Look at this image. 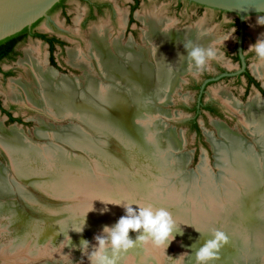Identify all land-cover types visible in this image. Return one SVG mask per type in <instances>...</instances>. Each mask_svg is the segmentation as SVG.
<instances>
[{"label":"rangeland","instance_id":"1","mask_svg":"<svg viewBox=\"0 0 264 264\" xmlns=\"http://www.w3.org/2000/svg\"><path fill=\"white\" fill-rule=\"evenodd\" d=\"M161 29L162 28L159 27L148 26L135 32V39L131 34L115 41V43L119 42L120 46L124 48L127 46H133L136 51L143 53L145 60H147L149 63H153L151 62L153 61L151 54L155 44L154 39L156 42L157 37L152 36L151 34H153V32H157L159 34ZM170 31L172 34L177 36H182L184 33H186V31L182 30L171 29ZM206 35H208L206 36L208 40H206V43H209V45H212L218 49L219 58L209 60L203 67L198 68L194 65L193 68L187 70L186 72L185 70H178L179 74L177 75L176 82L182 83V85H178L175 82V86L173 87L171 93L169 92L168 87L166 88L167 91H165V94L166 92L167 94L169 93V97H172L173 99L168 103H164L163 101L157 103L156 107H159L160 110L163 109V111L155 110V107L152 103L151 104L153 107L149 104H145V102L147 103L149 100L147 98L149 92H146L145 96L142 95L141 103L144 107H141V116L139 119H136L135 123L136 125L141 126V128H147L148 133L145 131V135L149 139L155 138L158 140L156 143L157 147H155L154 151L153 148L152 150L147 148L140 150V152H144L138 154L142 159L135 158L137 154L133 153V151H135L134 148L130 146L128 147L126 144H124L125 142L120 141L123 139V137L129 138V136H120L114 133L119 139L118 140L105 131L98 132L97 135H94L96 141L92 143V151H87L83 148V146L80 145H75L72 147V145H69V143L62 144V142L57 139L53 142L51 139L52 137H50L51 140L40 137L38 131L41 127L51 130L52 132L56 131L58 136V134L65 133V130L75 125H79V119L70 114L63 116L60 119L55 116H51V118L35 111L27 110L25 108V102L22 99H17L14 96L15 92H17L16 87H12L0 93L5 105L10 102H15L18 106L15 114L21 115L23 118L30 121L29 125H17L16 128L20 129V131H22L25 136H27L32 144L38 145L40 147L39 149H41V157L43 156L44 158H42L46 160V162L43 160L45 165L47 162H49V166L46 165L47 167H45L46 169H43L42 167V171L45 173L44 175H46V177H43L42 180L45 181L47 188L41 189L32 185H28L29 193L35 197L37 196L38 200H34L36 204H32L33 200H29V203L23 205L25 206L24 211H27L26 213L28 215H31L33 218L38 220V222L47 232L46 236H44L43 243H40V245L36 247L37 249L41 250V252L43 251L42 253H44V255L41 256L40 259L38 257L30 258L31 261L28 259L30 262H27V264H90L87 255L82 253L79 249L80 240L85 239L89 241L88 251L91 252L96 243L94 237L103 234V227L114 225L116 222H118L121 216L125 215L124 209L115 205H107L108 211L102 212V209L105 208V205L100 201H95L98 199L112 203H134L141 207L151 206L154 210L161 208L165 209L171 214L176 224L174 234H180L175 240L172 241L167 249H165V246L158 247L154 245L150 239L143 243H136L134 247L118 253V264H129L132 263L133 260V262H136V256L144 258L146 254H150L155 257L157 262L160 264H180V260H182L181 264H196L195 252L201 245L205 243V241L210 240L208 234H211L212 232L215 233L217 231L227 233L228 237H226V240L219 247L216 254V259L219 258V254L222 251L224 252V249L226 248L232 251L229 252L226 250L225 256H234L232 253L236 255L239 254L238 256L242 258V260L241 262H238V264H264L263 241L260 239L259 241H261V243L257 242V238H254L255 236L250 233L248 234V232H246L247 228L243 226L242 223L236 224L234 222L231 211L232 200L229 199L227 196L228 194L226 195L228 190L226 185L224 184L221 185V187L218 186L214 188V182H216L214 180V182H210V185L212 184V186H214L212 187L213 189H207L208 187L206 188V186H208V184L205 185L203 179H200L199 177L200 180L195 183L200 186V189L197 190L198 196H195L196 192L194 193V191L190 190L192 187V179L190 181H186L185 179L189 173H197L199 175V168L203 165V160L206 161V168H208L209 173H211L212 176L216 175L217 177H227V175H224L222 172L223 168L220 167L216 149L212 148V144L209 143V137L212 140L221 141V135L217 126L218 123L220 126L228 128L234 133L238 134L244 139V141L253 142V137L248 131H246L247 129L244 127V124L238 114H236L238 117H232L231 113H227L229 117L227 116L225 118L213 117L211 115L200 116L198 121L202 128L201 137H198L190 125L189 119L191 116H193V106L198 98L197 91L194 90L193 83H191L192 75L196 77V79H199L197 73L200 70L215 73L217 70V64L231 70H235V68L238 67V64L232 61L228 54L224 53L226 49L230 48V46L233 47L236 38H229L224 42L223 46L222 41L227 36L212 34ZM132 38L134 40H132ZM115 43H110V48L114 47ZM255 43L250 39H246V51L248 53L251 51L249 47ZM149 48H151L150 52L147 50V52L143 51L144 49ZM88 55L90 57V54L88 53L77 58L79 60L76 59L64 64L63 66H65V71H59L58 74L61 76L76 78L79 80V82H85L87 75L93 76L95 80L101 79V81H103L96 68V63H98L97 60L93 57L95 59H93V62L96 65L94 66L92 61L90 62V60L87 59ZM249 63L251 68L254 67L255 69L256 66H261L263 70L264 59L258 58L256 54L249 55ZM53 70L56 71L55 69ZM30 80H28V82ZM102 83L107 84L106 81ZM151 90L152 91L150 92L153 93L154 98H150V100H156V96H159L160 98L162 97L163 93L156 95L154 89ZM214 96L216 97V101L218 103H225L224 99L228 96L235 99L238 103L240 101L244 102L243 104L240 102V104L244 106L254 99L257 96V93L252 91L249 95H244V90L241 84H236L234 78H229L209 85L205 91V99L210 100ZM258 97L261 96L258 95ZM261 98L264 100L263 97ZM188 107L190 109H187ZM148 112L152 114L149 115L147 114ZM231 112L234 113V111ZM187 116H190V118H186ZM144 117L145 119H141ZM2 119L3 118L0 115V121ZM178 120L179 122H177ZM12 126L15 125L12 124ZM172 128L176 129L172 131ZM51 141L52 143H50ZM98 141H101L102 144L100 145V143H98V145L101 146L100 148L104 151L94 148L95 144L97 146ZM167 141L172 143H168V145H166ZM53 148H56V154L53 151V153H51L50 150ZM42 149H45L46 151H42ZM150 151L153 153H150ZM101 152H105L107 155L102 154ZM148 153L150 155H148ZM0 154L2 155L0 156V163L7 165V158L1 151ZM52 154L56 156L54 157L56 160V164L54 165L51 161L53 158L51 156ZM146 155L148 157L151 155L154 157L157 156V160L155 159L156 162L153 161L154 157L149 161ZM75 157L80 159L75 161ZM105 158L109 159L110 162ZM160 158L162 163L159 160ZM90 159L92 161H90ZM181 159L185 161V166L183 163L178 165V161ZM151 161L157 165L155 166V164H153ZM104 163L107 165V167ZM79 164L83 165V168L81 167L83 170L77 169ZM144 166H147L149 169L147 167L145 168ZM132 167L134 168L132 169ZM102 168H105L103 170L104 172H102L103 174L100 173ZM146 170L153 172L154 175H152L151 172H147ZM55 172L56 180L59 178V185L56 186V189L54 188L55 184H52L51 186L52 181L51 177L49 176ZM86 175L89 176L90 179L86 180ZM100 180L101 182H99ZM90 183H94L95 186L90 185ZM51 187L52 189L54 188L56 190L54 194L48 192V190L52 191ZM188 194H190V196ZM234 196L238 195L234 194ZM195 198L196 201H198L196 203L194 200ZM93 207L95 209L94 211H92ZM133 207L135 208L136 206L133 205ZM52 211L55 214H53ZM189 211H191V213ZM262 217L263 216L257 215V212H254L253 214V218L256 220V222L264 224V218ZM85 218L86 224L84 231L82 233H76L72 231L78 230L83 225ZM199 229H202L204 233L197 232ZM187 231L189 232L187 233ZM193 231H195V234ZM198 233L202 234L203 236H198ZM238 233L242 235L240 236ZM138 235L139 233H133L131 231L129 233V236L132 239H135V237ZM8 237L2 238L0 235V264H16L12 263L9 259H4L6 254L4 253L3 248L9 246L10 241L13 238ZM147 251L149 252L147 253ZM157 252L158 254H156ZM109 254H111L110 249ZM189 256H194V260H189ZM222 259L225 260L226 258L222 256ZM20 263L17 262V264ZM215 263L217 264V262ZM232 264H235V262Z\"/></svg>","mask_w":264,"mask_h":264},{"label":"bare ground","instance_id":"2","mask_svg":"<svg viewBox=\"0 0 264 264\" xmlns=\"http://www.w3.org/2000/svg\"><path fill=\"white\" fill-rule=\"evenodd\" d=\"M170 30L171 29L164 31V28H162L159 34L157 32L151 34L157 37L156 42L154 39L155 44L153 43L154 48L151 54L153 60L151 62L153 63H149L145 60L143 53L136 51L133 46L124 48L120 46L119 42H114V47L110 48L111 46L108 44L90 52V57L88 55L87 58L90 62L92 61L94 66L96 65L93 59L95 58L97 60L98 63H96V68L103 81H101V79L95 80L91 75H85L86 81H81V83L76 78L61 76L52 69L32 78L29 82L26 81L15 86L17 92H15L14 96L17 99H22L26 105L29 104L36 107L49 117L55 116L60 119L70 114L79 119V125L65 130V133L58 134V136L56 131L52 132L51 130L41 127L38 131L40 137L48 139L52 137L51 139L53 142L57 139L60 140L62 144L69 143L72 147L80 145L83 146L85 150L92 151V143L96 141L94 135H97L98 132L105 131L111 134L115 139H118L115 134L129 136V138L123 137L120 141L125 142L124 144L128 147L134 148L135 151H133V153L137 154L136 157L134 156L135 158L142 159L138 155L143 152H140V150H144V148L152 150L153 148L154 151L155 147H157L156 143L158 142L157 139H149L145 135L147 128H141V126L135 123L136 119H139L141 116V107H144L141 103L142 95L145 96V93L149 92L148 97L146 96L149 100L147 99L148 101L147 103L145 102V104L151 106L153 104L155 110H157L156 100H150V98H154L153 93L150 92L152 91L151 89H154L156 95L163 93L161 97L163 98V96L167 95V92L165 94L167 87L170 93L173 90L175 86L173 84L179 74L178 70H189L194 67V64L188 59L187 51L184 49L183 45L191 42L193 45L205 48V44H207L206 36L208 35L204 33L186 31L182 36H177L172 34ZM255 70L260 73L261 67L256 66ZM104 81H106L107 84H103L102 82ZM224 100L229 111H234L235 114L239 115L244 127L247 129L246 131L253 137V142L244 141L238 134L228 128L220 126L218 123L217 126L221 135V141L212 140L210 137L209 140L213 148L217 151L220 167L223 168L222 172L224 175H227V177L212 176L208 168H206V161L201 160L203 165L200 167L201 169L199 168V175L197 173H189L185 179L186 181L192 179V187L190 190L194 191V193L196 192L195 196H198L197 190L200 189V186L195 182L200 179H203L205 185L208 184V186H206V188L208 187L207 189H213L212 187L214 186V188L218 186L221 187V185L225 184L228 188V190L226 188V195L228 194L227 196L232 200L231 211L234 222L236 224L242 223L243 226L247 228L246 232H248V234L254 235V238H257V242L261 243L259 240L262 239L264 244V224L256 222L253 218L254 212H257V215L263 216L262 218H264V100L256 96L244 106L241 105L242 103L240 104V102L238 103L235 99L228 96ZM147 114L151 115L152 113L148 112ZM145 117L141 119H145ZM52 141L50 143H52ZM98 143H100V145L102 144L101 141H98L97 146L95 144L94 148L101 149ZM166 143V145H168V143L171 144L172 142L167 141ZM39 148L38 145L32 144L27 136H25L20 129L16 128V126H12L8 129L3 127L0 123V151L8 160L7 165L0 163V235L2 238L8 236L13 237L10 241V245L4 247L3 251L6 254L4 259H9L12 263L16 264L17 262H21L20 264H27V262L31 261L30 258L38 257L40 259V257L44 255V253H42L43 251L41 252V250L36 247H38L40 243H43L44 236H46L47 232L38 220L28 215L26 213L27 211H24L25 206H23L29 203V200H33L32 204H36L35 201L38 200L37 196L35 197L29 193L28 185L41 189L47 188L45 181L42 180L43 177H46L42 170L49 166V162H47L46 166V160L43 159V156V158L41 157V149ZM45 149H42V151ZM50 151L56 154V148ZM101 151L104 150L101 149ZM101 153L107 155L105 152ZM150 153L153 152L150 151ZM148 155L150 154L148 153ZM51 156L53 157L51 161L54 165L56 164V160L54 159L56 156L53 154ZM149 157L148 159L150 161L154 156L151 158ZM156 157H154L153 160L155 162L157 160ZM78 159L80 158H76L75 161ZM91 159L90 161H92ZM43 160H45V162ZM106 160L109 161V159ZM159 160L161 161V158ZM153 161L151 162L156 166L157 164ZM182 163H185L183 159L178 161V165ZM105 166L107 167L106 164ZM81 167L83 168V165L79 164L77 169L83 170ZM133 168L134 167H132V169ZM104 169L105 168H102L100 173L104 172ZM146 171L149 173L151 172L149 170ZM151 173L154 175L153 172ZM49 176L52 181L51 186L55 184L54 188L56 189V186L59 185V178L56 180V172ZM85 179L87 180L90 178L86 175ZM214 180L216 182H214ZM99 182H101V180ZM210 182H214V186H212V184L210 185ZM90 185L95 186L94 183H90ZM54 188L52 189L51 187L52 191L48 190V192L54 194V192H56ZM190 194L188 195L190 196ZM234 194L238 196H234ZM194 200L195 203L198 202L196 198ZM55 210L53 211L56 212ZM54 212L53 214H55ZM189 212L191 213V211ZM188 232L189 231H187V233ZM194 232L195 231H193V233ZM197 232L204 233L202 229H199ZM212 233L208 234L210 239L214 237V232ZM223 234L228 237L227 233ZM198 236L203 235L198 233ZM226 250L228 249L225 248L224 252L222 251L219 254L220 256L218 259L215 257L209 261V264H214L215 262H217V264H232L234 262L238 264V262H241L242 258L238 256L239 254L236 255L231 252L234 256H225ZM228 251L230 252L232 250ZM148 252L149 251H147V253ZM156 254H158V252ZM222 256L226 259L223 260ZM193 257L194 256H189L188 259L194 260ZM135 258L137 261L133 262V260L132 263L129 264H160L157 262L156 258L150 254H146L144 258L138 256ZM28 259H30V261ZM181 261L182 260H180V264ZM195 262L197 264L196 260Z\"/></svg>","mask_w":264,"mask_h":264},{"label":"water","instance_id":"3","mask_svg":"<svg viewBox=\"0 0 264 264\" xmlns=\"http://www.w3.org/2000/svg\"><path fill=\"white\" fill-rule=\"evenodd\" d=\"M60 1L0 0V41L19 33L43 18L37 25L38 29L52 32L54 31L52 25H54L61 30V35L67 40L65 50L59 49L56 51L57 61L64 65L132 34V32H126L132 0H100L110 1L113 4V9L106 8L102 14L86 22H84V19L88 7L81 0H66L67 17L62 14L60 8L48 15V12ZM188 1L206 7L201 8L187 1L179 3L178 0H140V5L134 12L136 21L132 24V27L137 32L148 26L164 28L166 24H170L168 29L204 34L229 36L234 32L233 35L236 38L237 31L235 27L229 24L232 16L227 13L219 16L217 11L211 9L215 8L240 16V51H242L245 17L249 18L246 21L248 31L246 39L253 40L255 38L257 40L260 34L264 33V26H256L255 24L256 14L264 13V0ZM49 21L52 22V25ZM19 49L20 54L15 61L3 64L4 68H15L17 72L5 81L0 75V93L28 81L24 80L27 79L24 68L27 69L30 79L52 69L56 70V67L49 64L47 46L40 40L28 38L21 44ZM146 50L150 52V48L143 51L147 52ZM177 84L182 85V83ZM156 97V105L160 101L168 103L173 99L169 97V93L163 96L162 99L159 96ZM26 107L49 117L36 107L30 105H26ZM157 108V111H163V109ZM186 118H190V116ZM13 125L17 126L19 124L16 122ZM175 129L172 128V131ZM209 143L211 144V141Z\"/></svg>","mask_w":264,"mask_h":264},{"label":"flooded vegetation","instance_id":"4","mask_svg":"<svg viewBox=\"0 0 264 264\" xmlns=\"http://www.w3.org/2000/svg\"><path fill=\"white\" fill-rule=\"evenodd\" d=\"M82 2L87 4L88 11L87 15L85 17V21L93 19L95 16L102 14L104 9L110 8L113 9V4L110 1H100V0H81ZM182 1H187L190 4H195L199 7H206L204 5L191 2L188 0H178L179 3ZM66 0H61L58 2L49 12L48 15H50L53 11H55L57 8H60L62 10V14H64L65 17H67V10H66ZM140 5V0H132L130 5V12H129V18L126 26V32H132V37L135 39V29L132 27V24L136 21L134 17V12ZM217 11L219 16H222L224 13H227L232 16V19L230 21V25L235 27L236 33V41L235 44L230 46L229 49L225 50V54H228L232 61L236 62L238 64V67L235 68V70L224 68L220 65H216V72H210V71H199V75L197 73V76L199 79H196L192 75L191 77V83H193L194 90L197 91L198 98L194 103L193 106V116L189 119L190 125L192 129L195 131V133L198 135V137H201L202 134V128L198 121V118L200 116H207L211 115L213 117L218 118H225L228 116V114H232V117H238L236 114L232 113L228 110L225 103H218L216 100V97L214 96L210 100L205 99V91L209 87L210 84L215 83L220 80L234 78L236 84H241L244 90V95H249L252 91L257 93V96H261L264 98V66L263 70L261 67V72L258 73L254 67L251 68L249 63V55H254V51H249V53L246 51L247 45H246V38L248 35L247 27H246V20L244 21V34L242 37V51H240V41H241V30H240V16L235 13L211 8ZM264 14V13H261ZM258 15V14H256ZM43 19V18H41ZM38 20L35 22L32 26L22 30L23 32L16 37L15 44L13 45L12 50L9 51V55L3 57L0 60V75L2 76L3 80L5 81L8 79V77H11L16 74L17 70L15 68H4L3 64L9 61H15L17 57L20 54V46L22 43H24L28 38L38 39L43 44L47 46L48 49V61L49 64L56 67V70L59 71H65V66H63L59 61H57L56 58V51L57 50H65L67 40L61 35V30L58 29L56 26L52 25V22L49 21V23L54 27V31H44L37 28L38 23L41 21ZM132 38V40H134ZM254 43L256 42V39L254 38L252 40ZM212 45L206 44V47H210ZM243 55V56H242ZM25 71V77L29 80L30 76L27 72V69L24 68ZM262 73V74H261ZM261 74V75H259ZM239 100V99H238ZM21 101V100H20ZM240 101V100H239ZM23 102V101H21ZM242 104L244 102L240 101ZM29 105V104H27ZM31 106V105H30ZM17 105L15 102H10L7 105L4 104V101L0 95V115L3 118L0 122L5 128L11 127L12 124L18 123L19 125H29L30 121L23 118L21 115H16L15 111L17 109ZM25 108L29 111H32L26 107ZM187 109H190L189 107ZM228 113V114H227ZM229 117V116H228ZM231 118V117H230ZM196 125V126H195ZM0 156H2L0 154Z\"/></svg>","mask_w":264,"mask_h":264},{"label":"clouds","instance_id":"5","mask_svg":"<svg viewBox=\"0 0 264 264\" xmlns=\"http://www.w3.org/2000/svg\"><path fill=\"white\" fill-rule=\"evenodd\" d=\"M244 19L247 21L249 18L245 17ZM255 24L256 26H264V14L256 16ZM169 26L170 24H166L164 31H167ZM233 34L234 32L223 39V46L224 42L229 38H235ZM183 47L187 51L188 59L198 68L205 66L211 59L219 58L218 49L214 46L204 48L188 42ZM249 49L254 51L258 58L264 59V33L260 34L257 42L251 45ZM95 201H100L105 205L102 212L108 211L107 205H115L123 208L125 215L121 216L114 225L103 227V234L94 237L96 243L91 252L88 251L89 241L85 239L80 240L79 249L87 255L90 264H118L119 252L126 251L134 247L136 243H143L149 239L154 245L158 247L165 246L167 249L172 241L180 235L178 233L174 234L176 224L171 214L165 209L154 210L151 206L141 207L128 202L112 203L99 199ZM133 205L136 207L134 208ZM94 210L93 207L92 211ZM85 224L86 218L78 230L72 231L82 233ZM130 231L139 233V235L135 239H132L129 236ZM225 240L226 236L222 232H215L214 237L205 241L195 252L197 264H208L209 261L214 259L219 247ZM109 249L111 250V254H109Z\"/></svg>","mask_w":264,"mask_h":264},{"label":"trees","instance_id":"6","mask_svg":"<svg viewBox=\"0 0 264 264\" xmlns=\"http://www.w3.org/2000/svg\"><path fill=\"white\" fill-rule=\"evenodd\" d=\"M28 28V27H27ZM26 29V28H25ZM24 30V29H23ZM23 31H20L19 33L10 36L2 41H0V60L9 55V51L12 50L13 45L15 44V39L17 36H19ZM196 126V125H195Z\"/></svg>","mask_w":264,"mask_h":264}]
</instances>
